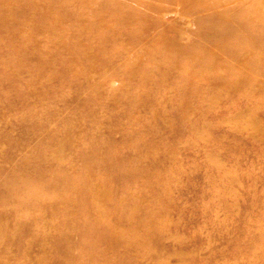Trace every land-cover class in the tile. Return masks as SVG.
Returning a JSON list of instances; mask_svg holds the SVG:
<instances>
[{
	"label": "bare ground",
	"instance_id": "obj_1",
	"mask_svg": "<svg viewBox=\"0 0 264 264\" xmlns=\"http://www.w3.org/2000/svg\"><path fill=\"white\" fill-rule=\"evenodd\" d=\"M5 1L0 0V15L4 9L8 11L19 7L16 2ZM138 1L152 10L163 7L172 9L178 5L182 8L181 12L190 15L194 22L193 35L186 41L180 40L182 32L177 27H174L177 29L174 40L166 37L164 32H167V28L160 33L172 48L171 52L165 48L159 49L169 64L178 67L177 63L183 60L187 66H192V50H197L194 60L202 63L210 60L212 71L225 70L214 81L213 76L205 75L208 80L211 79L210 82L224 85L226 92H236L239 86L244 85L250 97H260L264 103V84L258 78L264 76V37L253 33L247 37L246 43L239 40L236 31L233 33L232 24H244L235 0H226L227 3L224 0ZM85 4V0H81L79 5L69 0L61 9L70 14L72 10L69 8L78 6L83 15L77 17L71 13L70 23L88 26L91 21L97 27L106 25L111 32L110 39L115 42L128 36L135 44L140 43L148 31L156 26V22L148 20L144 13L123 8L120 4L113 11L105 9L99 0H91L89 6ZM42 8L36 7L37 13L33 12L38 14ZM96 9L102 10L101 17L88 21L87 15ZM105 11L113 15L108 23L103 19ZM203 18H209L212 22ZM217 20L226 21L225 27L213 29L212 23ZM87 32L85 37L91 39L92 30L89 28ZM101 39L106 40L104 35ZM208 42L219 44L208 49ZM137 49L135 54L139 57L143 54L141 44ZM222 53L227 54V58L219 61L217 57ZM82 55L86 56V53ZM113 56L110 54L107 58H101V62L111 63L114 61ZM81 63L79 70L82 71L93 65L83 56ZM185 70L189 72V69ZM225 74L238 77L224 79ZM247 75L255 76V80L244 82ZM109 84L110 89L102 93H111L116 89L113 81ZM111 96L116 102H122L115 92ZM233 102L231 110L237 111V107L243 104L242 101ZM134 103L137 101L134 100L131 105ZM143 104L146 106V103ZM89 109H93L90 104ZM203 111L206 112H200L197 116L194 110L190 114L191 121L187 120L182 132L171 119L164 120V124L158 126L160 122H156V113L152 118L144 113L132 117L116 116L114 119L119 121L115 125L123 123L130 129L118 139L113 134L117 126H89L90 121L89 124L84 123L92 120L91 117L84 115L75 119L60 114L50 106L47 110L49 113L34 110L18 115L20 129L14 137L2 135L7 140L0 145V264H152L159 259L168 261L171 256H174L172 264H194L201 257L186 258L185 253L177 250L179 247L189 248L192 239H187L190 243L186 242L177 233L179 230L192 232V223L194 225L207 217V207L220 196L225 203L233 202L232 197L224 196V192L234 193L236 186L240 188L238 200L249 208L248 214L251 215L247 216L264 217V208L259 207H264V171L259 170L264 168L262 162L259 166L255 162V169L249 176L241 173L245 177L244 181H238L237 177L233 179L232 176V180L224 181L221 176L220 179L217 175L209 176L212 171L200 177L192 168L178 161L192 159L191 154L185 151V143L188 142L177 141V137L183 133L186 136L197 134L196 139H202L206 146L211 144L207 138L209 135L195 128L196 117L198 119L209 112ZM259 111L261 116L258 112L254 113L248 124L230 132V138H233L230 141L227 139L228 142L222 143V138L214 140L213 144L217 143L215 150L205 152V155H216L218 158L240 149L250 150L242 154L245 157L256 153L264 155V109ZM229 118L224 117L223 120ZM137 129H142V132ZM241 132L245 134V139L236 141L235 138ZM196 148L201 149L200 146ZM182 150L185 152L184 159L180 156ZM6 157H13L7 166L1 162ZM212 177H215L214 182L208 180ZM224 177L226 180L229 173H225ZM221 181L228 188H220L219 193L211 194L209 190L213 186L209 187L208 182L214 184ZM246 182L253 187L250 194L245 189ZM249 202L259 206L250 208ZM167 207H171L172 213L176 214L171 216L182 222L171 229L162 224L166 219L162 210ZM242 211L246 214L247 209ZM123 219L130 221L133 227L129 230L123 228ZM259 230L255 240L264 239V227Z\"/></svg>",
	"mask_w": 264,
	"mask_h": 264
},
{
	"label": "rangeland",
	"instance_id": "obj_2",
	"mask_svg": "<svg viewBox=\"0 0 264 264\" xmlns=\"http://www.w3.org/2000/svg\"><path fill=\"white\" fill-rule=\"evenodd\" d=\"M67 1L69 0L5 1L16 2V6L19 5V7L8 11L4 9L0 15V137L3 138L4 134L10 137L15 136L20 129L17 124L18 115L34 110L44 113L47 112L48 106L57 109L60 114L72 116L75 119L87 115L92 120H87L84 124H89L90 121L89 126L98 128L106 124L109 125V128L111 125V127L117 126L113 130L117 139L130 129L123 123L115 125V122L119 121L114 119L116 116L132 117L144 113L152 118L156 113V122L157 124L160 122L158 126H162L166 119L167 121L171 119L172 123L182 129V132L184 125L191 121L190 114L194 110L198 113L197 116L200 115V112H206L203 110H208L209 112L205 115L198 119L196 117L195 128L209 135L207 138L211 140V144L206 146L202 139H196L197 134H191L192 141L190 140L191 135L186 136L185 133L177 137L179 143L188 142L185 143L187 144L185 151L192 157V159L178 160L182 161L181 165L192 168L195 174L200 177L205 175V172L212 171L209 176L217 175L219 179L221 176L224 181L232 180L230 176L233 179L237 177L238 181L240 179L244 181L245 177H242L241 173L249 176L255 169V162L258 163V166L262 162L264 167L263 154L256 153L254 156L245 157L242 154L249 153L250 150H238L237 147L234 149H237L238 152L228 154V156L221 155L217 158L216 155H205V152L215 150L217 143L213 144V141L217 138H222L224 140L222 143H226L227 139L228 141L233 139L230 138V132L248 124L254 113L260 114L259 110L264 109V103L260 97H250L244 85L243 87L239 86L236 92H226L224 85H215L217 83L210 82L211 79L208 80L205 75L213 76L212 81H214V78L220 77L219 74L225 70L215 69L212 71L213 64L210 60L204 63L194 60L198 54L197 50H192V66H187L188 64L182 60L177 63L178 67H174L160 54L159 49L161 48H165L168 52L172 51L170 43H166L167 40L160 35L163 29L167 28V32H163L168 40H174L177 30L174 27L179 28L182 32L181 41H186L193 35L194 22L190 15L181 12L180 6L177 5L172 9L163 7L159 10H152L148 6L142 5L138 0H99L100 5L109 11H113L112 9L120 4L123 8L140 11L148 20L156 22V26L148 31L140 43L135 44L128 36L121 37L116 42L112 41L110 39L111 32L106 25L97 27L89 21L101 17L102 10L96 9L95 12L87 15L88 26L70 23L71 13L78 17L82 11L78 6H72L69 10L74 12L64 13L61 7L65 6ZM70 1L79 5L81 0ZM90 1L85 0V5L89 6ZM224 1L226 2V0ZM53 2H58V4H53ZM39 6L43 7V10L41 9L40 13L35 14L33 11L36 12V7ZM235 6L239 7L238 10L237 8L235 10L244 19L242 26L235 21L231 26L233 33L237 32L239 40L246 42L247 37L249 38L253 33L264 37V10L262 8L264 3L262 0H235ZM25 10L32 11V13L25 14L23 12ZM65 10L69 13L67 9ZM107 13L104 12L106 15L103 16V19L108 23L113 15ZM204 19L212 22L209 18ZM224 20H217L216 23L213 21L212 28L218 30L225 27L227 22ZM89 28L92 30L90 35L93 37L91 39L85 37ZM103 35L106 40L102 41ZM83 36L84 38H82ZM140 44L143 54L137 57L135 53ZM217 44L219 43L208 42L207 47L213 49ZM129 48L130 50H128ZM83 53H86V56L82 55ZM110 54L115 55L113 62H101V58H107ZM80 55L93 63L85 71L79 70V66L82 65V56L80 57ZM226 56L227 54L222 53L217 58L222 61L227 58ZM185 69H189V72ZM211 72L213 73L211 74ZM226 74L224 79L230 77L228 79L232 80L238 77ZM247 76L244 78V82L247 80L251 82L255 80L256 74L254 77ZM258 78L264 84V76ZM111 79L116 84V89L111 93L115 92L120 96L121 103L114 100L110 91L102 93L110 87ZM117 90H121L123 93ZM134 100L137 103L131 105ZM233 100L243 103L237 107V111L231 110V106L234 105V102L231 103ZM143 103H146V106ZM89 104L93 109H89ZM102 116L104 117L101 118ZM229 116L228 120H223L224 117ZM136 124L139 125V123ZM138 125H136L137 128L140 126ZM138 131L142 132V129ZM238 136L235 138L236 141L245 139L243 132ZM195 139L197 145L194 143ZM5 140H7L6 137L0 139V145ZM197 146H200L201 149L196 148ZM228 147L232 146L228 145ZM180 156L184 159V150L180 152ZM12 160L13 157H6L1 162L7 166ZM259 170L264 171V168H259ZM225 173H229L226 180ZM208 180L213 181L215 177L208 178ZM208 184L209 187L213 186L209 190L211 194L219 193L220 188H228L225 187L223 181L214 184L208 182ZM252 188L246 182L245 189L248 190V194L252 192ZM239 192V186H236L234 193L225 191L224 196L232 197L233 202L225 203L224 198H220V196L213 201L210 207H207L209 210L206 214L207 217L194 225L192 223V232L191 230L187 232L179 230L177 233L178 237L185 239L186 242L190 241L187 239H192V245L189 248L179 247L177 250L185 253L186 258L201 257L194 264H264V239L255 240V235L260 231L259 228L264 227V217L260 215L248 217L249 208L246 203L238 200ZM248 205L250 208L259 206L250 202ZM259 207L260 209L264 208L263 206ZM203 208L204 206L201 207V209ZM166 209L162 210V215L166 217L162 222L163 225L171 229L182 223L171 216V214L176 216L175 213H172L171 207ZM243 209H247L246 214H243ZM187 223L189 224V221ZM121 226L128 230L133 227L131 222L125 219ZM243 244L247 245L242 246ZM134 255L132 256L134 257ZM172 260H174V256H171L168 261L159 259L158 263L153 262L152 264H172Z\"/></svg>",
	"mask_w": 264,
	"mask_h": 264
}]
</instances>
